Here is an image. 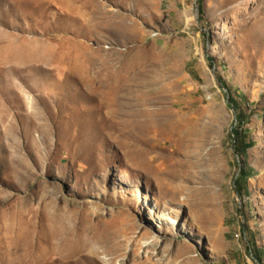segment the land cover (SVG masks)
<instances>
[{
	"label": "rangeland",
	"instance_id": "374dc122",
	"mask_svg": "<svg viewBox=\"0 0 264 264\" xmlns=\"http://www.w3.org/2000/svg\"><path fill=\"white\" fill-rule=\"evenodd\" d=\"M0 264H264V0H0Z\"/></svg>",
	"mask_w": 264,
	"mask_h": 264
},
{
	"label": "trees",
	"instance_id": "16d2710c",
	"mask_svg": "<svg viewBox=\"0 0 264 264\" xmlns=\"http://www.w3.org/2000/svg\"><path fill=\"white\" fill-rule=\"evenodd\" d=\"M230 91H231V89H230ZM229 99H230L231 104L234 106V108H237V106H238L239 103L236 101V99H234L231 96H230ZM233 133H234V137L236 138V141L240 143L239 144V147H238V150H236V151H237L238 154L243 153L244 152V149L245 148H248L249 147V144H251V143L247 142L246 141V138H242V139L240 138L241 135H242V133L238 129L237 130L235 129L233 131ZM249 177H250V173L247 171L246 167H242L241 168V175L238 176V180H237V183H236V184H238L237 187L239 188L238 189L239 190L238 192H241L242 193V189L247 184L246 182L249 179ZM241 182H243V185H241L242 184ZM256 252H257V255L259 256V252L258 251H256Z\"/></svg>",
	"mask_w": 264,
	"mask_h": 264
},
{
	"label": "built area",
	"instance_id": "2783aa9c",
	"mask_svg": "<svg viewBox=\"0 0 264 264\" xmlns=\"http://www.w3.org/2000/svg\"><path fill=\"white\" fill-rule=\"evenodd\" d=\"M240 236V235H239Z\"/></svg>",
	"mask_w": 264,
	"mask_h": 264
}]
</instances>
